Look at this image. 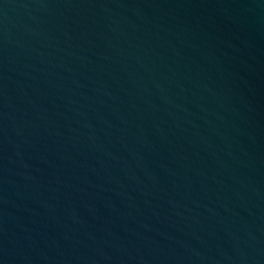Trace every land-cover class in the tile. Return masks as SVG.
I'll use <instances>...</instances> for the list:
<instances>
[{"label":"water","instance_id":"water-1","mask_svg":"<svg viewBox=\"0 0 264 264\" xmlns=\"http://www.w3.org/2000/svg\"><path fill=\"white\" fill-rule=\"evenodd\" d=\"M0 264H264V0H0Z\"/></svg>","mask_w":264,"mask_h":264}]
</instances>
